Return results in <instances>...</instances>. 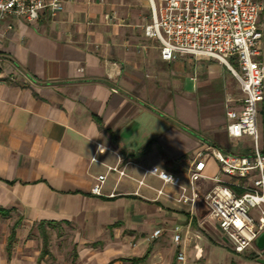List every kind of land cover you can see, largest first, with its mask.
Returning <instances> with one entry per match:
<instances>
[{
	"label": "crops",
	"instance_id": "0c3cea01",
	"mask_svg": "<svg viewBox=\"0 0 264 264\" xmlns=\"http://www.w3.org/2000/svg\"><path fill=\"white\" fill-rule=\"evenodd\" d=\"M61 1L58 14L46 9L36 22L11 17V30L2 25L0 211L19 214L24 227L73 228L76 264H178L176 228L190 238L186 264L216 261L223 249L209 246L197 229L206 216L201 201L191 209L177 201L178 188L144 171L157 167L187 187L189 165L206 148L246 153L249 140L226 133L225 101L235 108L241 97L235 80L212 60L161 61L157 42L138 37L146 23L135 4L141 0ZM262 51L264 59V40ZM258 131L264 152V103ZM104 174L101 196H92ZM218 174L207 159L199 196ZM160 229L165 234L148 242ZM15 233L6 249L0 244V264H45L46 238L44 250L32 253L33 241ZM224 252L244 264L260 259L227 246Z\"/></svg>",
	"mask_w": 264,
	"mask_h": 264
},
{
	"label": "built area",
	"instance_id": "2783aa9c",
	"mask_svg": "<svg viewBox=\"0 0 264 264\" xmlns=\"http://www.w3.org/2000/svg\"><path fill=\"white\" fill-rule=\"evenodd\" d=\"M147 1L149 22L142 27V34L157 42L161 61L170 63L182 57L207 59L231 74L241 97L235 108L231 106V98L225 101L226 133L234 141L248 139L249 150L225 153L206 148L189 165L187 187L179 177L157 167H150L144 174L178 188L177 201L191 209L201 201L207 219L217 227L222 243L233 253L264 258V250L255 246L264 233V152L258 131V109L264 103V25L259 23L264 0ZM62 4L61 0H0V37L2 25L4 30H11L9 18L36 22L46 9L52 15L60 13ZM207 159L218 164L219 174L210 180L212 187L199 196L196 184L204 178ZM113 172L125 176L117 168H108L107 173ZM106 177L104 174L95 178L90 190L92 196H101ZM160 234L157 230L152 238ZM172 239L176 262L186 264L184 249L190 238L183 240L176 228Z\"/></svg>",
	"mask_w": 264,
	"mask_h": 264
},
{
	"label": "rangeland",
	"instance_id": "374dc122",
	"mask_svg": "<svg viewBox=\"0 0 264 264\" xmlns=\"http://www.w3.org/2000/svg\"><path fill=\"white\" fill-rule=\"evenodd\" d=\"M131 0H126V5H129ZM140 9L145 10L142 18H146V23L141 22L138 26V37H142V27L143 25L149 22V14L145 5L147 4L145 0H141L138 3H135ZM142 4V6H140ZM131 5V4H130ZM144 6V7H143ZM145 8V9H144ZM139 19V21H141ZM153 46L157 48V44L153 43ZM200 223L202 227H198L197 229L201 232L202 236L206 240L209 246H215L222 250V255L219 256L216 261H212L208 256L203 257V259L196 264H244L241 262L243 258L235 259L231 257L228 253L224 252L225 246L223 245L221 238L219 236V231L217 227L210 222L209 219L205 215H202L200 218ZM16 225V233L20 235L21 241H23L26 237V240L33 241L31 245L33 247L30 248L32 253H38L43 251V237L46 238L47 246L45 248V252L47 253V259H45V264H76L77 263V254H78V246L75 245V230L71 227H63V226H33V227H24L22 218L19 214L14 213L13 215L3 216L0 215V244L4 246L8 245V236L11 232L13 226ZM217 232H215V231ZM162 234L164 235L165 230L160 229ZM148 242L154 243L157 239H153L149 237L147 239ZM16 242V241H15ZM12 244L11 250H15L16 243ZM21 244V243H20ZM26 244V242H24ZM133 247V245H132ZM262 260V261H261ZM44 261V260H43ZM258 264H264V258H260L257 260Z\"/></svg>",
	"mask_w": 264,
	"mask_h": 264
},
{
	"label": "water",
	"instance_id": "95a60500",
	"mask_svg": "<svg viewBox=\"0 0 264 264\" xmlns=\"http://www.w3.org/2000/svg\"><path fill=\"white\" fill-rule=\"evenodd\" d=\"M255 246L260 250H264V233L256 240ZM262 261V260H261Z\"/></svg>",
	"mask_w": 264,
	"mask_h": 264
},
{
	"label": "trees",
	"instance_id": "16d2710c",
	"mask_svg": "<svg viewBox=\"0 0 264 264\" xmlns=\"http://www.w3.org/2000/svg\"><path fill=\"white\" fill-rule=\"evenodd\" d=\"M0 213H1L3 216H5L7 212L0 211ZM14 229H16V225L13 227V229H12V231H11L10 238H9L10 241H11V239H13Z\"/></svg>",
	"mask_w": 264,
	"mask_h": 264
}]
</instances>
